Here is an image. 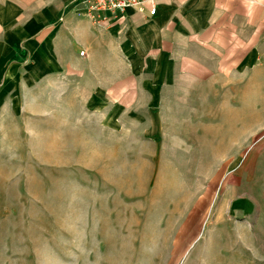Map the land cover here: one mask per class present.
<instances>
[{
	"label": "rangeland",
	"instance_id": "obj_1",
	"mask_svg": "<svg viewBox=\"0 0 264 264\" xmlns=\"http://www.w3.org/2000/svg\"><path fill=\"white\" fill-rule=\"evenodd\" d=\"M93 48L0 111V264H264V72Z\"/></svg>",
	"mask_w": 264,
	"mask_h": 264
},
{
	"label": "crops",
	"instance_id": "obj_2",
	"mask_svg": "<svg viewBox=\"0 0 264 264\" xmlns=\"http://www.w3.org/2000/svg\"><path fill=\"white\" fill-rule=\"evenodd\" d=\"M151 1L154 15L146 1L143 11L130 8L102 29L87 16V0H0V111L20 83L34 74L59 80L69 55L80 65L79 51L102 38L153 74L157 66L169 67V76L199 67L202 80L239 87L257 80L252 70L264 72V0Z\"/></svg>",
	"mask_w": 264,
	"mask_h": 264
},
{
	"label": "built area",
	"instance_id": "obj_3",
	"mask_svg": "<svg viewBox=\"0 0 264 264\" xmlns=\"http://www.w3.org/2000/svg\"><path fill=\"white\" fill-rule=\"evenodd\" d=\"M146 1L151 2L150 14L156 13L151 0H87V16L96 27L108 28L113 18L123 15L128 9L144 10Z\"/></svg>",
	"mask_w": 264,
	"mask_h": 264
}]
</instances>
